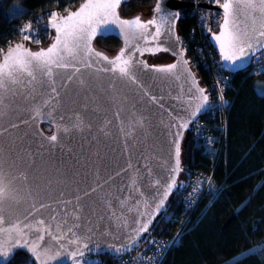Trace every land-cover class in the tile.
<instances>
[{"label": "water", "instance_id": "obj_1", "mask_svg": "<svg viewBox=\"0 0 264 264\" xmlns=\"http://www.w3.org/2000/svg\"><path fill=\"white\" fill-rule=\"evenodd\" d=\"M225 2L239 6L236 25L230 24L227 31L238 27L245 35V47L249 42L254 47L264 45L262 0ZM85 3L50 23L53 37L46 47L23 49L46 50L57 36L53 24L71 28L81 17L64 18ZM248 3L255 7H247ZM157 4L155 0L148 18L121 17L119 5V19L109 15L105 23L94 25L97 33L88 42L91 51L73 47L72 38L62 32L58 50L69 67L53 66L51 76L20 45L0 57V65L8 58L0 72V259L6 263L19 250L34 264H69L85 255H124L164 211L182 170L184 136L204 113L207 100L178 38L179 11L187 5L181 0H159L160 7L173 14L164 19L155 11ZM217 10L223 15L222 5ZM137 16L142 23L156 18L163 30L161 47L138 38L144 30L120 24ZM221 24L210 36L221 68L232 74L243 71L264 48L255 50L250 60L242 57L243 65L237 62L230 67L232 62L223 60L213 39ZM148 31L155 32V26ZM109 36L121 45L111 57L94 46L97 38ZM122 50L124 57L115 61ZM246 51L251 50L246 47ZM160 53L172 60L150 64L145 58ZM129 54H133L131 79L112 70ZM18 59L28 62V70L21 69ZM173 63L177 68L170 72L153 67ZM42 123L52 128L50 135L43 132ZM53 135L55 141L50 139Z\"/></svg>", "mask_w": 264, "mask_h": 264}, {"label": "trees", "instance_id": "obj_2", "mask_svg": "<svg viewBox=\"0 0 264 264\" xmlns=\"http://www.w3.org/2000/svg\"><path fill=\"white\" fill-rule=\"evenodd\" d=\"M79 1L0 0V48H4L8 41H14L16 37L12 32L20 21L41 23L69 3L76 9ZM154 3L155 0H130L120 5L119 14L124 18L142 16L131 12L132 5L152 9ZM18 8L22 11L16 15ZM192 22L190 18L179 20L178 36L183 40L189 39ZM52 37L42 47H46ZM104 43L112 48H106ZM94 46L97 51L111 57L121 45L116 37L109 36L97 38ZM188 51L193 53L192 46ZM195 72L200 84L208 86L210 79L205 71L197 67ZM231 76L226 95L231 106L227 112V134L221 156L214 159L194 148L188 132L182 142L181 165L186 163L190 171L213 173L215 189L192 214L178 246L162 264H232L233 261L264 264V94L257 92V85L264 86V74L249 76L243 70ZM41 129L45 134L52 133V128L45 123L41 124ZM166 206L171 212L179 210L173 194ZM177 227L159 216L149 228V234L168 236ZM113 260L114 256L105 254L98 258L96 264H112ZM6 264L34 262L19 250Z\"/></svg>", "mask_w": 264, "mask_h": 264}, {"label": "built area", "instance_id": "obj_3", "mask_svg": "<svg viewBox=\"0 0 264 264\" xmlns=\"http://www.w3.org/2000/svg\"><path fill=\"white\" fill-rule=\"evenodd\" d=\"M83 1L80 0L79 5ZM181 1L187 7L179 11V20L190 18L193 21L189 39L183 40L178 36L181 50L185 53L192 68L196 70L197 67H201L210 79L209 85L205 86L206 109L191 123L187 132L194 148L201 149L208 157L218 159L221 156L227 134V112L231 106V100L226 95L230 89L232 74L222 70L219 59L211 47L210 36L218 31L223 21V15L217 8L223 5L224 0ZM69 4L61 11H54L56 19L74 10ZM52 14L41 23L20 21L12 32L16 38L14 41H8L4 48H0V54L15 45L40 48L47 44L52 37L50 29ZM24 30L26 32L33 30L35 34L26 40ZM189 46H192L193 53H189ZM262 69H264V50L251 59L245 71L249 76H259L264 74ZM214 189L213 173L190 171L188 165L183 163L177 188L173 192L174 202L179 210L171 212L166 206L160 214V218L167 220L170 225L176 224L177 229L168 236L148 233L134 249L124 255L114 256L112 264H162L167 255L178 246L182 231L192 214ZM84 257L88 255L74 258L69 264Z\"/></svg>", "mask_w": 264, "mask_h": 264}, {"label": "snow or ice", "instance_id": "obj_4", "mask_svg": "<svg viewBox=\"0 0 264 264\" xmlns=\"http://www.w3.org/2000/svg\"><path fill=\"white\" fill-rule=\"evenodd\" d=\"M122 0H86V3L82 5V7L75 13H70L67 18H64L65 20H71L73 17H81L77 22L71 26V28L62 29L59 24H53V27L56 28L57 36L55 38V42L48 47L46 50H41L39 52H30L27 49H23V45L18 46V48L23 49L25 55L27 57H30L32 60L39 61L41 64V67L45 69V74L48 76H51L53 74L52 68L53 66L56 67H69L67 63L62 62V52L58 50V45L61 43V34L62 32L67 36L71 37L73 40V47L80 49L83 48L85 51H91L88 42L97 33V28L94 25L103 24L107 21L108 16H114L117 19L118 16H116V9L121 4ZM247 7H255L251 3H248L246 5ZM238 5H232L229 2H225L222 5L223 8V23L221 24V31L219 35H213V39L216 41V43L219 46L221 56L224 61H231L232 63L229 65L230 67L236 66L237 62H239L241 65L244 64V60H242V57H247L248 60L251 59V56L254 54L255 50H261L264 48V45L257 44L255 47L249 42L247 43V49L251 51H246L245 47V35L244 33L238 28L234 27L232 31H227L230 24L236 25V15L234 13L238 12ZM262 12H264V0H262L261 3V9ZM156 13L160 14V16L164 19H169L173 17V14L163 8L160 7L159 0L157 4V8L155 9ZM82 14H84L82 16ZM56 14L53 13L50 18V23L52 21H55ZM120 24L124 26H135L138 29L144 30L138 38H142L146 43L148 42H155L156 47H161L160 45V37L163 34V30L160 26L157 25V20L154 17L152 20H149L147 22H141L139 16L135 17L132 20H120ZM155 26V32L148 31L149 26ZM103 29L100 30L101 34H103ZM261 35H264V32H261ZM30 36H25L24 39H30ZM65 47H67V44H65ZM167 50V49H163ZM139 51V49H137ZM141 55L144 53L141 52ZM155 54V53H151ZM99 55V53H97ZM125 53L124 50L121 51L119 55L116 56L115 61H121V58L124 57ZM132 55L129 54L128 57L124 58L121 64H115L114 62V68L113 71L119 70V72L123 75L129 76L131 79V72H130V66L132 64ZM182 55V54H181ZM12 56V52H9V57ZM7 59L5 58L4 65H0V72L3 71L4 67L7 66ZM107 59V58H105ZM27 63L24 59H18L17 64L21 67L22 70H28L27 69ZM138 63V61H137ZM187 64V61L184 62ZM88 67H91L92 65H87ZM144 67H148L147 63L145 62ZM155 70L157 71H168L170 72L173 69L177 68V64L173 63L171 65H168L166 67H156L153 66ZM77 71L79 69L77 68ZM264 72V69L261 70ZM31 74V73H29ZM135 82V81H133ZM53 91H55V88H53ZM203 90H201L202 92ZM204 100H207V96L205 95ZM37 114H39V109H37ZM52 141H55L57 139L56 135H53L50 138ZM179 140V133H177V136L174 140V143L178 145ZM179 155V149L177 147V156ZM174 177H173V183L169 184V189H171L174 186ZM167 196V192L165 193V199ZM164 200L160 201V204L157 206L158 208L163 205ZM144 229H147L148 225L144 224L142 226ZM35 250V248L33 249ZM0 264H6V261L3 259H0ZM232 264H238L237 261H233Z\"/></svg>", "mask_w": 264, "mask_h": 264}, {"label": "rangeland", "instance_id": "obj_5", "mask_svg": "<svg viewBox=\"0 0 264 264\" xmlns=\"http://www.w3.org/2000/svg\"><path fill=\"white\" fill-rule=\"evenodd\" d=\"M21 9H16V15H19L18 13H21ZM131 12L133 13H141L143 18H148L151 16V9L150 7H139L138 5H132V10ZM132 13V14H133ZM10 15H13L12 12ZM23 33H25L24 35L26 36H33L35 34V32L33 30H27V32L24 30ZM106 48L111 49V45L108 43H104L103 44ZM5 53V52H4ZM0 54V57L4 54ZM146 60L148 61V63L150 64H161V63H165V62H170L172 60V58L164 53H160L154 56H147ZM257 92L261 95L264 94V86H262L261 84L257 85ZM98 258L99 257H92V256H88V257H84L79 259V263L80 264H95L98 262Z\"/></svg>", "mask_w": 264, "mask_h": 264}, {"label": "bare ground", "instance_id": "obj_6", "mask_svg": "<svg viewBox=\"0 0 264 264\" xmlns=\"http://www.w3.org/2000/svg\"><path fill=\"white\" fill-rule=\"evenodd\" d=\"M73 264H79V261L74 260V261H73Z\"/></svg>", "mask_w": 264, "mask_h": 264}, {"label": "flooded vegetation", "instance_id": "obj_7", "mask_svg": "<svg viewBox=\"0 0 264 264\" xmlns=\"http://www.w3.org/2000/svg\"><path fill=\"white\" fill-rule=\"evenodd\" d=\"M53 33V32H52ZM40 48H43V47H40Z\"/></svg>", "mask_w": 264, "mask_h": 264}]
</instances>
